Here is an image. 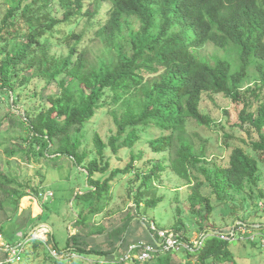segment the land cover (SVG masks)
I'll list each match as a JSON object with an SVG mask.
<instances>
[{"label":"trees","instance_id":"trees-1","mask_svg":"<svg viewBox=\"0 0 264 264\" xmlns=\"http://www.w3.org/2000/svg\"><path fill=\"white\" fill-rule=\"evenodd\" d=\"M6 2L8 7L0 19L1 94H6V98L17 104L19 87L27 86L32 80L45 82L54 91L45 96L37 110L27 111L23 119L15 121L27 132L24 141H29V149L5 148V152L7 156L16 153L28 156L30 148L38 145L40 147L34 154L49 156L47 151L51 150L53 155L72 159L84 169L87 177V188L84 193L75 195L76 201L88 204L93 199L108 201L106 194L111 188L110 179L119 172L129 173L133 168H139L134 162L144 157L145 150L140 148L135 152L134 146L141 142L143 134L150 150L161 157L153 161L148 173L137 175L141 185L148 186L157 172L167 168L189 180V166L200 156L187 135V121L190 119L207 127L214 124L211 117L199 109L201 95L204 92L223 94L235 103H242L243 84L253 67L261 83L251 91L255 100L264 88V69L260 63L264 61V0ZM55 2L62 11L59 17L54 13L57 11ZM73 21L82 24L81 29H72L55 43L51 38L54 28ZM85 37L91 44L83 42ZM96 44L99 51L94 54ZM208 44L224 52L236 51L239 57L236 70H232V63L222 55H202L201 49ZM53 45H65L68 48L66 55L52 53ZM105 106L107 112L114 113L116 134L107 143L95 134V150L81 151L79 133L96 111ZM117 111L121 115L118 116ZM11 114L7 117L12 118ZM239 119L241 127L248 124L258 134V141L250 143L252 149L264 152V101H259L254 109L251 103L245 102ZM108 147L114 155L125 150L131 160L123 170L116 169L110 178L101 181L94 174L109 170L110 159L105 157ZM258 169L254 157L235 147L228 165L216 169L215 179L216 182L221 180L225 186L243 189L248 183L256 184ZM22 188H29L38 197V186H32L29 180L19 182L7 178L0 159V209L6 198H15L16 206L20 198L29 195ZM190 200L192 208L195 209L197 204L203 207L198 213L202 225L212 211L209 198L195 185ZM156 203L154 199L150 206L154 207ZM102 208L101 205L96 209L89 207L88 213H96ZM177 211L179 216L178 208ZM38 218L28 217L29 228L39 223ZM243 222L239 226L244 225ZM86 224L90 225V234L104 232L102 226L91 225L88 214L80 211L75 226ZM183 225L178 217L175 232L189 242L180 232ZM0 232H4L2 224ZM127 233L128 224L118 228L115 231L118 240L112 248L86 246L71 236L64 249L51 247L50 250L46 246L51 244V238L43 242L31 236L25 238L27 233L23 238L26 243L31 242L33 248L45 245L48 264H64L66 257L58 259L56 256L66 252L111 257L115 251L129 246ZM150 233L147 242L156 247L157 235L153 231ZM221 234L209 232L201 237L193 251L182 250L189 257L183 264H192L191 257L197 260V264H239L229 248L230 240L222 239ZM23 242L19 245L21 248L25 246ZM0 251L3 250L0 248ZM170 255L171 252L157 250L154 258L144 264H170ZM6 263L17 264L19 261ZM117 263L121 262H112Z\"/></svg>","mask_w":264,"mask_h":264},{"label":"rangeland","instance_id":"rangeland-1","mask_svg":"<svg viewBox=\"0 0 264 264\" xmlns=\"http://www.w3.org/2000/svg\"><path fill=\"white\" fill-rule=\"evenodd\" d=\"M54 5L57 10L54 12L55 15L61 16L62 11L58 3L55 2ZM7 7L6 0H0V19ZM81 27L82 24H75L74 21L70 24L61 23L54 28L51 38L56 43V40L65 37L72 29L78 31ZM87 39L88 37H85L83 42L91 44ZM93 50L94 54L98 53V44L93 47ZM67 51L68 48L65 45H53L52 47V53L59 56L66 55ZM201 53L206 57L224 56L232 63L233 71L239 65L238 54L233 49L224 52L208 44L201 49ZM260 63L264 69V61ZM260 84L259 74L253 67L243 84L242 103H235L223 94L204 92L201 95L199 109L210 116L214 124L207 127L190 119L187 121V135L200 156L189 166V180L177 176L170 168H167L163 172H157L150 182L151 185L150 183L148 186L141 185V179L137 175L148 173L152 169L153 161L161 157V154H155L150 150L144 139L145 134H143L141 142L134 146L135 152L140 148L145 150L144 157L137 158L134 162L139 168H133L129 173L119 172L112 177L109 182L111 185L109 194H106L109 200L93 199L90 204L75 199L77 193L85 192L87 177L84 169L76 165L72 159L53 155L51 150L47 151L49 156L34 154L40 147L38 145L30 148L31 154L28 156L20 153L7 156L5 152V148L29 149V141H24L27 138V132L15 124V121L23 119L25 112L37 110L40 103L45 101V96L54 91L53 87L46 85L45 82L32 80L27 86L19 87L18 99L16 97L17 104H14L11 98H6V94H1L0 89L2 171L9 179L19 182L29 180L32 186H38L39 191L36 197L29 188H22L29 192V195L20 198L16 206L13 202L15 198L10 197L4 200L3 208L0 209V224L4 226V232H0L2 235L0 240L7 244H4L5 246L0 244L6 249L4 252L0 251V264H7L6 259L9 253L12 256L14 249L24 241V234L27 233L25 238H29L33 230L39 236L38 239L43 242L51 238V244L46 246L50 250L51 247L64 249L71 236L72 239L86 246L112 248L118 240L115 231L125 224H128L127 244L137 241L147 242V234L151 236L152 226L153 228L158 227L159 230L162 229L160 231H176L174 225L178 217L184 224L180 232L189 241L195 243L209 232L228 233L229 235L233 233L229 248L235 261L239 264H264V152L252 149L250 143L258 141V134L248 124L241 127L239 119V113L245 102L251 103L254 109L259 101H264V88L258 92V100L254 99L251 92ZM248 88L251 89L248 90ZM106 109H108L107 106L98 109L95 116L79 133L78 138L82 141L81 151L95 150L93 142L95 134H98L106 143L112 135L116 134L114 113L107 112ZM10 113H13L12 118L7 117ZM117 115H121V112L117 111ZM235 147L244 149L258 161L259 169L255 185L248 183L243 189H237L225 186L221 180L216 182V169L228 165L229 156ZM105 154V157L110 159L109 170L103 174H94V177H99L101 181L110 178L114 170H123L131 160L130 154L123 149L119 150L118 155H114L108 147ZM195 185L202 195L209 198L212 205V211L209 217L203 220L202 225L199 224L200 214L198 213L203 211V207L200 208L198 204L195 205V209L191 207L190 195ZM154 199L157 203L153 207L150 206V202ZM97 205L103 208L96 213L89 214L88 208L96 209ZM80 211L88 214L91 225L102 226L104 232L90 234L89 224L75 226L77 214ZM38 216L39 223L48 224L51 231L43 234V227H37L39 223L29 228L28 217L33 219ZM242 220L244 225L239 226ZM24 242L25 246L19 247L15 253H20V260L17 264H48L45 245L40 244L33 248L31 242L26 243V240ZM156 242L158 243L159 240ZM126 249V246L122 247L111 257L94 254L79 256L76 253L66 252L56 258L66 257L64 264H112L118 261L121 263L117 264H140L137 261L124 259ZM170 256V264H183L189 259L182 250L173 251ZM190 260L192 264H197L196 259L191 257Z\"/></svg>","mask_w":264,"mask_h":264},{"label":"built area","instance_id":"built-area-1","mask_svg":"<svg viewBox=\"0 0 264 264\" xmlns=\"http://www.w3.org/2000/svg\"><path fill=\"white\" fill-rule=\"evenodd\" d=\"M151 231L155 232L157 235L156 240H159V244L157 243L156 247H154L152 244L145 242V241H137V242H133L131 244H129V246L126 249V253L124 255V259L125 260H132V261H137L140 264H144L149 260H152L154 258L155 252L157 250L162 251L163 253L166 252H173V251H180V250H188V251H193L194 247L199 245L200 243V239L197 242H187L185 240H183L182 238H180V235L177 234L175 231L173 230H168V231H160L162 229L159 230L158 227L153 228V226L150 228ZM49 231V229L47 227H43V234L47 233ZM233 233H231L230 235L228 233H223L220 235V237L222 239H226V240H230V238H232ZM1 239H2V235H0ZM32 238H39V236H37L36 232L34 231L31 235ZM0 244L4 245L7 243H4L3 241L0 240ZM5 246V245H4ZM19 245L14 249L13 251V255L11 256L9 253V257L8 259H6V262H16L20 260V253L15 254L18 249H19ZM0 248L3 251H6V249H4L3 247L0 246ZM54 252L53 255L56 256V252ZM15 254V255H14ZM11 258H14L13 260ZM12 260V261H11Z\"/></svg>","mask_w":264,"mask_h":264},{"label":"water","instance_id":"water-1","mask_svg":"<svg viewBox=\"0 0 264 264\" xmlns=\"http://www.w3.org/2000/svg\"><path fill=\"white\" fill-rule=\"evenodd\" d=\"M37 227H47L50 231H51V227L48 225V224H46V223H39L38 225H37ZM37 227H35V228H37ZM38 229V228H37ZM34 232V230L33 231H31L30 232V235L32 234Z\"/></svg>","mask_w":264,"mask_h":264}]
</instances>
